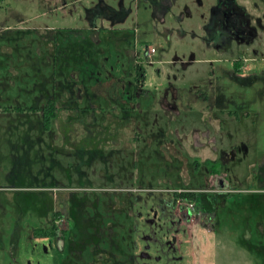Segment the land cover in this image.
Returning <instances> with one entry per match:
<instances>
[{
	"label": "rangeland",
	"instance_id": "374dc122",
	"mask_svg": "<svg viewBox=\"0 0 264 264\" xmlns=\"http://www.w3.org/2000/svg\"><path fill=\"white\" fill-rule=\"evenodd\" d=\"M71 1L74 0H66L69 6L63 11L59 9L62 6L59 0H0V108L7 107V113L0 111V264H101L100 256L95 250L91 251L96 245V248L103 249V262L127 264L125 257L131 252V247L128 248L126 234L121 232L127 233L132 228L134 240L139 245L142 246L144 236L154 240L142 249L141 246L133 249L132 254H137L136 264H192L191 261H196L195 252L197 261L202 264H264V91L256 93L257 102L250 107L257 112L254 121L251 122L253 117L243 121L247 132L242 136L248 137L251 153L253 155L255 151L256 156L250 155L234 166L236 180L225 186L224 191L227 192L218 197L211 195L216 202L217 229L210 230L211 226L204 225L207 222L199 219L200 214L209 213V209L203 211L196 202L185 199L177 204L176 210L185 214L190 209L194 219L181 226L176 217H180L178 211L173 214L169 207L162 210L155 203L160 199H171L174 189L188 190L189 187L178 185L182 176L176 181L161 183L159 179L171 173L167 163L162 164L155 154L146 159L137 156L131 161L130 172H126V166L118 171L123 173L119 176L123 181L118 183L115 180L114 183L119 185H113L110 175L102 177L98 172L106 168L102 162L108 151L115 148L114 142L124 141L119 133L126 127L113 125L110 120L106 122L101 116L93 117L90 109L84 115L80 111L83 105L79 104L82 103L80 101L74 106L71 104L70 112L67 104L65 107L64 102L57 100L56 96H61V99L67 96L61 85H65L66 79L75 72L77 82L72 86L73 92H69L70 101H75L80 94L76 91L79 82L85 89L87 106L90 107L91 100L96 102L93 108L96 113L106 110L105 97L102 99L101 96H106V100L116 96L107 91L111 86L113 91L114 86L117 88L123 99H126L123 91L130 89L126 57L119 53V42L115 43L102 34L100 46L92 48L91 40H82L73 31L61 33L57 31L59 28L52 27L86 24L84 11L80 7H72ZM105 1L116 11L121 9V5L122 9L129 10L125 25L136 30V47L141 55L156 48L157 53L153 56L158 58L166 56V52L172 58L192 50L198 61L199 56L215 58L213 53L201 52L202 39L192 41L189 35L179 36L183 29L190 30L191 24L186 17L180 25L168 17L162 24V15L152 13L151 0ZM255 1L257 6H262L260 0ZM213 2L209 0V3ZM85 3L79 5L85 7ZM183 4L191 7L198 19L196 0H177L175 13H179ZM249 7L256 12L253 17L259 14L264 22L261 14L264 9L259 13L252 4ZM54 8L56 10L50 15H45ZM45 21L49 27H43ZM203 23V19L197 23L193 18L197 35L205 33ZM166 29H179L176 30L179 35L171 33L170 36ZM56 38L58 45L55 44L54 59L49 60L52 41ZM128 40L131 44V39ZM123 42L122 49L129 48L128 41ZM223 63L215 64L216 68ZM207 65L202 62L195 64L193 81L190 73L184 75L182 70H174L172 77L176 76L178 82L180 80L176 86L183 95H190L192 84L201 83L203 90H209V83H225L221 78L205 80ZM160 67L159 63L149 66L146 80L149 96L162 88L161 79L165 71L161 70V79L157 78L156 71ZM258 67L264 70V62H260ZM226 68L229 69V65ZM37 80L43 89L37 88ZM43 90L55 92L56 101L49 102ZM193 95L199 94L194 92ZM195 103L193 106L199 112L202 104L199 101ZM12 106L34 108L21 111ZM232 108L246 106L236 104ZM11 110L20 111L11 113ZM193 114H196L195 110ZM230 122L238 130V122ZM89 128L94 134L88 133ZM209 166V162H204L200 171ZM127 189L135 199L133 211L137 218L132 219L126 213L118 219L117 225L113 224L108 218L120 212V208H113L107 200L123 208L125 200L131 201L127 199ZM96 199L98 202L94 204ZM207 199L210 198L201 199L200 204L207 206ZM86 201H91V204ZM56 212L69 213L72 220L55 218ZM55 224L59 229L56 241L53 237H34L35 230L52 228ZM115 227L118 231L111 233ZM113 242H117L116 247L111 245ZM82 243L90 245L89 250L85 248L81 252L78 247H84ZM147 246L150 248L148 251L145 250Z\"/></svg>",
	"mask_w": 264,
	"mask_h": 264
},
{
	"label": "flooded vegetation",
	"instance_id": "af4514ba",
	"mask_svg": "<svg viewBox=\"0 0 264 264\" xmlns=\"http://www.w3.org/2000/svg\"><path fill=\"white\" fill-rule=\"evenodd\" d=\"M59 1L62 5L59 9L64 11L69 4L66 0ZM86 1L88 0H74L70 2L72 7L82 8L86 24L83 23L82 25L72 27H52L54 29L59 28L57 31H61V33L62 31H73L78 34L77 38L91 40L92 48L100 46L101 42L99 43V39L102 34L105 37L108 36L107 38L113 40L115 43L119 42L121 44L119 53L126 57L124 59L127 62V74L130 76V89L123 91L126 99H123L118 94L115 86L114 91L112 86L107 91L115 93L117 98L112 95V97H109L110 100H106V96H101L102 99L105 97L103 101L106 110L103 113H96L93 110L96 104L93 100H91L90 107L87 106L88 103L85 102L87 100L85 89L79 82L76 91L80 92V94L75 101H70L69 92H73L72 86L77 82V77L74 75L76 72L66 79L65 85L63 83L61 85V90L67 92V96H62L63 98L59 100L65 103V107L67 104V110L70 111L75 102L80 101L82 103L79 104H83L80 107V111L84 115L90 109L93 117L101 116L106 122L110 120L113 125L126 127L120 129L119 133L123 136L121 140L124 141L118 140L114 142L115 148L108 151L105 160L102 162V166L106 168H101L98 175L103 177L104 174H108L111 177L112 184L119 185L114 182L115 180L118 183L123 181L119 177L123 173L118 172L123 169V166L127 167L126 172H130L131 161L134 158L143 156L146 159V157L155 154L156 157L160 158L162 164L167 163L171 172L169 175H164L159 179L161 183L176 181L182 176V181L178 182L179 187H189L188 190L174 189L171 191V199H160L156 201L155 205H158L162 210L169 207L172 209L173 214H176L178 211L180 217L175 216L179 219V224L183 226V223L193 222V212L188 209L184 214V211L176 210V206L183 199L191 203L194 201L196 205H200L203 211L206 208L209 209V213L202 212L199 219L205 220L207 224L204 225L211 226L210 230L217 229V218L214 213L216 202L214 199H211V195L215 194L218 197L219 194L227 192L226 190L224 191L225 186L229 182L236 180L234 166L237 163L241 164L247 157L252 155L247 141L248 137L242 136L244 132H247L243 126V121L245 120L246 122L251 117H253L251 118V122L254 121L253 119L257 115V112L254 108L250 107L257 102L256 93L264 91V70L258 67L260 62H264V41L261 37L264 34V22L259 14L253 17L252 14L256 12L249 7V4H252V7L260 13L264 9V0H260L262 6H257L255 0H252V2L251 0H214L213 4L209 3V0L206 2L204 0H196L197 7H199L196 8L198 19L197 15L193 13V9L186 4L182 5L179 13H175L174 8L177 0H161V2L151 0L153 3L152 13L162 15L160 20L162 24H165L166 17L179 25L182 24L185 17L189 19L191 24L190 30L183 29L180 35L176 31L179 29L174 31L166 29V31L170 36L171 33L182 37L189 35L192 41L193 39H202L203 50L201 52L213 53L215 58L213 56L211 58L199 56V61L198 56H196V53H193V50L184 53L182 56L175 55L172 58L169 57V52H166V56L154 57L153 55L157 53L156 48L150 50V53L146 51L144 55H141L138 53L136 47L138 44L135 41L138 37L136 30H133V27L125 25L129 10L122 9L121 5V9L116 11L109 3L106 4L105 0H95L85 3ZM136 2H140V0H136ZM82 3H85V7L79 5ZM205 4L210 5L204 7ZM55 8L49 10L45 15H50L51 12L56 10ZM261 12L264 15V11ZM193 18L197 23L202 19L204 20L205 23L201 24L205 32L203 36L195 33ZM47 22H44L45 26L43 25V27L50 26ZM103 22L104 25L102 24ZM180 28L183 27L180 26ZM36 39L37 42H40L38 38ZM128 39H131V44ZM125 40L128 41L129 48L123 50V41ZM57 41V38L52 41L53 46L50 49L52 54L48 55L49 60L54 59L52 57L57 48L55 44L58 45ZM115 47L118 48V46ZM37 51L38 53L40 52V50ZM150 59L154 62H151ZM199 62L208 64L205 70V80L221 78L225 80V83H209V90H203L201 83L192 84L190 95H183L182 91L176 86L180 80L178 82L176 76L172 77L174 72H176L174 70H182L184 75L190 73L193 81V77H196V74L193 76V67L197 63L200 64ZM221 62L224 63L216 68L215 64H220ZM151 63H159L161 65L156 71L157 78L161 79V70L165 71V75L161 79L162 88L157 89L153 95L149 96L146 89V80ZM226 64L229 65V69L226 68ZM37 81L39 82L37 88L43 89V85L39 80ZM194 92L199 95L194 96ZM196 101L202 104L199 112L198 108H194L193 106L196 104ZM235 103L240 106L244 105L246 108L234 109L232 105H236ZM71 104H73L72 107ZM116 109H118L117 112H115ZM193 109L196 111L195 115L193 114ZM195 116L199 118V121ZM76 118H79V116ZM229 120L238 122V130H236L231 122L229 123ZM160 122L161 124H159ZM90 129L92 128L88 129V133L94 134L92 133L93 130L91 131ZM239 133H241V136L238 135ZM236 135L238 136L235 137ZM252 156H256L255 151ZM204 162H209L210 166L203 167L202 171H200ZM116 164L120 166L116 167ZM199 182L202 185L194 186L195 183ZM106 183H108V180ZM127 190V197H129L127 199H131V201L126 200L129 217L135 219V217L137 218L133 211L135 199H132L133 194L130 192V189ZM206 198H210L207 199L209 201L207 202V206L200 204L201 199ZM97 202L98 199L95 200L94 204ZM107 202L110 203L109 205L114 204V201L107 200ZM87 203L91 204V201ZM68 214L56 212L55 218L59 217L67 221L72 220ZM108 219L112 222L111 218ZM55 226L57 227L56 224ZM75 228L74 226L73 229ZM61 229L65 230L66 227H61ZM134 232V228H132L125 233L127 237L126 244L129 249L130 247L132 249H130L131 252L125 257L127 264H136L137 254H132L133 249L136 250V248L141 246V244L139 245L134 240ZM56 237H59V235L53 236L55 241ZM130 237L132 238L130 239ZM151 241H154L151 237L144 236V240L142 241L143 248L144 245H149ZM82 245L84 247H78L81 252H84L85 248L89 250L88 247L90 245L83 243ZM142 246L140 247L141 249ZM96 247L97 245L91 251L95 250L100 256L101 264H107L102 261L101 251L103 249L101 250V248ZM67 248L69 249L68 244ZM149 249V246L145 248L146 251ZM146 257L148 258L149 255ZM191 263L193 264V261Z\"/></svg>",
	"mask_w": 264,
	"mask_h": 264
},
{
	"label": "trees",
	"instance_id": "16d2710c",
	"mask_svg": "<svg viewBox=\"0 0 264 264\" xmlns=\"http://www.w3.org/2000/svg\"><path fill=\"white\" fill-rule=\"evenodd\" d=\"M55 61V60H54ZM44 93H46L47 94V99H48V101L49 102H51V103H53L54 101H56L55 100V92H51V91H43ZM57 97V100H59V99H61V96L59 97V96H56ZM46 99V100H47ZM9 107V106H8ZM53 107V106H52ZM6 108L7 107H3V108H0V111H5L4 113H7L6 111ZM12 108L13 109H20L21 111H25V110H27V109H33L34 107L32 106H22V107H14V106H12ZM2 109V110H1ZM20 110H11V113H14L15 111H20ZM46 113L47 112H45V115H46ZM47 116H53V114L52 115H47ZM193 200H195V199H193ZM127 205H128V203H126V200H125V206L123 207V208H121V207H118V206H115L114 204H113V208H115V209H119L120 208V212H117L116 213V215L115 214H113V216H114V218H113V216L112 215H110V218H111V220H112V222H113V224H117V222H118V219H122L121 217H123V215L124 214H126V213H129V211H128V208H127ZM129 216V215H128ZM106 226V225H105ZM104 226V227H105ZM57 231H59V229H57V227L55 226L54 228H48V229H37V230H35V232H34V236L36 237H45V238H47V237H53V236H56L57 235ZM118 230H117V227H115V228H113L112 230H111V233L112 232H117ZM121 233H123V234H125V232H121ZM107 234L109 235V231H107ZM107 235V236H108ZM108 238L110 239V236H108ZM111 245H113V246H117V242H113ZM101 252H103V251H101Z\"/></svg>",
	"mask_w": 264,
	"mask_h": 264
},
{
	"label": "crops",
	"instance_id": "0c3cea01",
	"mask_svg": "<svg viewBox=\"0 0 264 264\" xmlns=\"http://www.w3.org/2000/svg\"><path fill=\"white\" fill-rule=\"evenodd\" d=\"M264 228V227H263ZM262 229V228H261ZM263 230V229H262ZM246 236H248L247 234H246ZM194 257H195V259H196V261H194V263L193 264H202V262H200L199 260V262L197 261V254H196V252L194 253Z\"/></svg>",
	"mask_w": 264,
	"mask_h": 264
}]
</instances>
